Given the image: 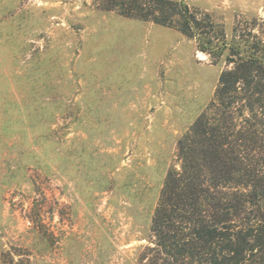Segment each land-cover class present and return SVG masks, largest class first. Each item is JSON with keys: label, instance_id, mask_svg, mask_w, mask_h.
Here are the masks:
<instances>
[{"label": "rangeland", "instance_id": "374dc122", "mask_svg": "<svg viewBox=\"0 0 264 264\" xmlns=\"http://www.w3.org/2000/svg\"><path fill=\"white\" fill-rule=\"evenodd\" d=\"M100 2L0 0V264H144L176 141L229 68ZM185 2L264 40V0Z\"/></svg>", "mask_w": 264, "mask_h": 264}, {"label": "trees", "instance_id": "16d2710c", "mask_svg": "<svg viewBox=\"0 0 264 264\" xmlns=\"http://www.w3.org/2000/svg\"><path fill=\"white\" fill-rule=\"evenodd\" d=\"M100 1L104 11L178 30L213 58L226 53L229 66L176 141L151 219L152 245L139 260L264 264V40L250 29L228 42L185 0Z\"/></svg>", "mask_w": 264, "mask_h": 264}]
</instances>
